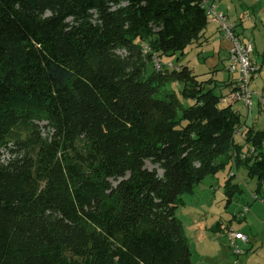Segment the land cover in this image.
<instances>
[{
  "label": "trees",
  "instance_id": "obj_1",
  "mask_svg": "<svg viewBox=\"0 0 264 264\" xmlns=\"http://www.w3.org/2000/svg\"><path fill=\"white\" fill-rule=\"evenodd\" d=\"M200 2L0 0V264H194L180 196L226 165L264 194V130L235 142L211 79L154 68L201 37Z\"/></svg>",
  "mask_w": 264,
  "mask_h": 264
},
{
  "label": "rangeland",
  "instance_id": "obj_2",
  "mask_svg": "<svg viewBox=\"0 0 264 264\" xmlns=\"http://www.w3.org/2000/svg\"><path fill=\"white\" fill-rule=\"evenodd\" d=\"M242 2V5L245 6L240 9L244 12L242 14L244 15V21L241 30L245 33V37L251 41L253 53L250 54V57L252 58L253 56L258 64H262V70L259 72L261 74H256L252 85L254 89L264 92V0H242ZM234 11H239V9L236 8ZM247 14L256 15L257 21L254 27L248 21ZM192 46H197V44L192 42L186 46L184 50L186 54L183 56L185 57L183 61L187 60L190 67L193 68V73L197 76L196 79L202 81V79L211 76L210 71L215 67L216 57L209 54V49L201 51V49L197 50ZM197 48L200 47L197 46ZM158 58L160 63L171 61L175 66L177 59L181 58V55L180 53L173 55H159L158 53ZM212 86L213 84H211ZM178 88L174 82L166 84V89L168 90L178 92ZM220 91L218 86L214 88L216 95H219ZM180 100L184 105L189 104V100L181 97ZM222 103L225 104V102ZM232 105L239 110L241 117L247 114L246 106L243 103L236 102ZM254 116L256 119V127L258 129H264V107L259 110V113L254 114ZM45 133H47V130ZM145 166L148 169H156L158 175L161 176L162 172L157 166L152 165L148 161L145 162ZM231 172H234V169L226 165L217 174L206 176L202 182L194 187L192 194L186 193L180 196L182 204H178L175 209V215L182 222L184 235L188 239L191 259L194 264H240L241 259L244 257V255L236 257L229 247V242L225 240L221 233H217L223 232L229 226V223L233 225V229L237 228L239 223L232 219V214L240 208L241 198H246L245 194L239 195V193H236L232 198V202L226 204L224 182ZM248 180L245 170L239 167L234 182L245 190L246 181L248 185L252 184V182L254 183V181ZM216 223H221L222 229L214 232L215 228L220 227ZM224 233L226 235V232ZM252 264H255V262H252Z\"/></svg>",
  "mask_w": 264,
  "mask_h": 264
},
{
  "label": "crops",
  "instance_id": "obj_3",
  "mask_svg": "<svg viewBox=\"0 0 264 264\" xmlns=\"http://www.w3.org/2000/svg\"><path fill=\"white\" fill-rule=\"evenodd\" d=\"M242 0H219L217 5L219 11L223 12V14L226 16V18L234 24V32L236 35L240 37L245 42H251L248 38L245 37V33L241 30V27H243V21H244V12L241 9V7L245 6L242 5ZM238 8L239 11H234V9ZM250 7V6H248ZM246 12V11H245ZM252 14H254L252 12ZM248 21L250 24L253 25V27L256 25V15H250L247 14ZM254 20V21H252ZM194 43L197 44L200 48H197V46H192L194 48L201 49V51H206V49H209L208 52L211 56L216 57V61L214 64V69L211 70V76L206 79H211L213 81V86H218L220 88V94L223 97L227 96L229 92L232 89V83L234 79V75H230L226 72L225 67L227 64L228 59V52L230 47V42L226 40L218 27L215 25V23L208 21L206 27L204 28L201 37L194 41ZM192 49V48H191ZM185 50V49H184ZM253 53V52H252ZM186 54V52L183 51V53H180L181 58L177 59V64L175 66H186L188 67L192 73L193 68L190 67L189 63L186 61H183V57ZM206 54V52H205ZM253 61H255L257 64V60L255 58H251ZM169 61V60H168ZM171 62V61H169ZM172 63V62H171ZM173 64V63H172ZM260 70H262V64L259 63ZM258 74L260 75L261 73ZM194 74V73H193ZM196 75V74H194ZM197 77V76H196ZM256 74L253 76L250 82V88L257 92L258 94H264V92H260L256 89H254L252 83L255 79ZM217 82H216V81ZM222 105L226 106L225 104L221 103ZM232 109L235 110L241 117V113L239 110H237L234 105H231ZM263 108L258 104V97H253L252 106L247 109V114L245 116L241 117V120L243 122L242 127L239 129V133L235 135V142L242 144L243 142V132L246 128L253 127L256 130L263 131L264 129H258L256 127V119L254 114L259 113V110ZM251 111V112H250ZM229 168L234 169V172H231L232 175H235L234 178L237 176L238 168L230 166ZM230 173V174H231ZM229 174V175H230ZM228 175V176H229ZM249 179V178H248ZM226 180V179H225ZM252 182V184L248 185L247 181L245 183L246 189L243 190L239 184V188L242 190L240 191L239 195H246V198H241L240 208L232 214V219L237 221L238 226L237 228H234L235 231L241 232L244 235L247 236V243L244 242H237V245L239 249L241 250V254L238 256L244 255V257L241 259L240 264H249L252 262H255V264H264V194L259 195L256 194V181L254 179H249ZM248 180V181H249ZM243 181V180H241ZM234 182V180H233ZM247 185V186H246ZM256 197V198H254ZM232 202V201H231ZM243 207H247L246 212L243 211ZM242 215V216H241ZM218 226L217 229L215 228L214 232L220 231L222 229L221 223H216ZM225 229L226 231L229 228H232L233 225H230ZM226 226V225H224ZM217 232L221 233L225 240L228 242V239L224 232ZM224 233V234H223ZM189 243V242H188ZM230 247V246H229ZM231 248V247H230ZM232 251V250H231ZM236 256V257H238ZM237 262V261H236ZM235 262V263H236Z\"/></svg>",
  "mask_w": 264,
  "mask_h": 264
},
{
  "label": "built area",
  "instance_id": "obj_4",
  "mask_svg": "<svg viewBox=\"0 0 264 264\" xmlns=\"http://www.w3.org/2000/svg\"><path fill=\"white\" fill-rule=\"evenodd\" d=\"M218 1L219 0H201L200 5L205 12L207 20L215 23L222 36L230 42L225 69L230 75H234L233 86L229 94L221 99V103L225 102V105H232L233 103L241 102L246 108H250L252 106L253 97L257 96L258 104L264 107V94H258L250 88L251 79L260 70V66L250 57L253 50L252 44L243 41L235 34L234 24L226 18L223 12L219 11L217 5ZM147 50L148 48L144 47V51ZM152 62L154 68L160 71L179 70V67L174 66L171 62L160 63L158 54L156 53H153ZM236 133H239V131ZM245 155L246 154H242L241 157L243 158ZM247 209V207H243L242 212H246ZM226 237L232 253L235 256L240 255L242 252L237 242L247 243V236L241 232L235 231L233 228H229L226 231Z\"/></svg>",
  "mask_w": 264,
  "mask_h": 264
}]
</instances>
